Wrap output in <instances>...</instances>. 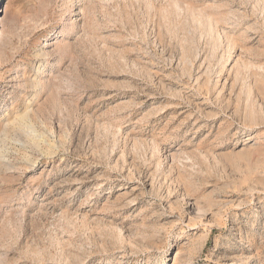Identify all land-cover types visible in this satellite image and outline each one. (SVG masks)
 <instances>
[{"label": "rangeland", "instance_id": "rangeland-1", "mask_svg": "<svg viewBox=\"0 0 264 264\" xmlns=\"http://www.w3.org/2000/svg\"><path fill=\"white\" fill-rule=\"evenodd\" d=\"M0 264H264V0H0Z\"/></svg>", "mask_w": 264, "mask_h": 264}]
</instances>
